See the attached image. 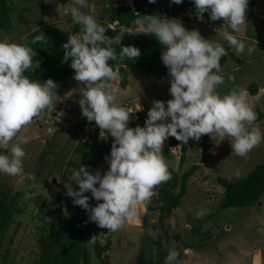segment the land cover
Segmentation results:
<instances>
[{
	"label": "clouds",
	"instance_id": "obj_1",
	"mask_svg": "<svg viewBox=\"0 0 264 264\" xmlns=\"http://www.w3.org/2000/svg\"><path fill=\"white\" fill-rule=\"evenodd\" d=\"M156 3V0H148ZM179 5L182 0H171ZM249 0H194L195 17L204 20L208 13L211 21L227 22V29L219 33L220 39L243 54L247 47L252 54L255 46H246L236 35L246 22ZM88 7V0H73L67 12L75 24L81 26L79 35H69L64 49L63 61L71 60L74 80L80 83L77 92L82 116L94 121L102 132H107L113 143L105 161L108 170L90 172L87 166L74 170L70 183H64L65 195L76 206L88 213V221L101 229L116 232L138 214V206L147 204L155 189L171 179L163 155L165 141L174 137L187 144L189 139L199 141L209 136L217 145L230 140L232 152L241 157L262 141L254 105L264 96V88L250 96L242 88H233L220 95L217 87L224 84L221 58L228 52L220 42L202 37L198 30H186L178 18L161 19L157 15H138L132 21L135 29L121 26L116 35H106V28L81 9ZM116 30V29H113ZM150 34L165 46L161 60L170 77L169 93L172 99L154 100L148 110L144 126L129 127L130 111L118 103L121 89L114 82L122 79L120 67L125 60H135L141 55L135 46H122L124 35ZM45 41L41 32L32 43ZM115 46L119 47L117 52ZM36 51L15 42H0V150H10V155L0 154V173L10 177L23 173L21 147L29 142L20 135L34 119H43L52 113L60 102L59 85L51 78L40 83L24 75L26 70L40 66L34 60ZM109 61L118 62L109 64ZM234 80V77H229ZM170 118V119H169ZM16 140L17 143L12 142ZM219 142V143H217ZM78 185V190L73 188ZM98 185V187H97ZM90 192L96 206H91ZM157 233L159 230H156ZM149 235L153 230L149 229ZM96 236L88 241L95 243ZM188 250H184V255ZM180 253L170 249L165 264H183Z\"/></svg>",
	"mask_w": 264,
	"mask_h": 264
},
{
	"label": "rangeland",
	"instance_id": "obj_2",
	"mask_svg": "<svg viewBox=\"0 0 264 264\" xmlns=\"http://www.w3.org/2000/svg\"><path fill=\"white\" fill-rule=\"evenodd\" d=\"M10 1L13 7V27L8 31L0 29V42L22 43L28 31L47 22H55L63 29H70L74 24L67 12L73 6V0ZM111 2L131 4L132 0H88V7L81 10L97 19L102 15L103 8ZM182 15L188 17L187 20L178 18L186 30H198L205 39L220 42L237 54L219 36L221 31L227 29V22L217 28L205 19L199 21L191 15L189 9ZM21 16L24 21L20 19ZM164 18L172 19L167 15ZM114 24L110 26L113 28ZM233 34L244 41L246 46H255L256 50L248 54L246 47L243 54H237L241 58L240 63L231 58L221 60L220 74L225 82L217 87V92L224 95L238 87L254 96L264 88V0H249L246 22L239 33ZM164 48L162 45L161 53ZM74 75L73 70L59 94L60 102L55 111L46 112L43 119H34L20 133L29 138L27 144L21 145L26 153L23 173L13 177L0 173L2 189L11 192L21 189L24 192L21 197L23 211L15 216L8 231V238L12 239L9 254L5 261L0 259V264H33L38 258L39 237L51 219L58 216V208L62 209L63 215H68L64 183L71 182L73 171L79 169L83 156L91 150L93 139L102 141L104 138V132L101 133L95 122H89L82 116L78 103L80 94L76 90L80 83L74 80ZM129 75L128 88L121 87L119 81L114 82V86L121 89L118 103L131 112L130 120L136 109L152 107L154 100L166 104L172 99L168 72L158 79L134 68ZM229 77L235 79L230 80ZM250 83L257 84L255 94L249 90ZM254 111L263 115L262 120H256L254 126H259L264 134V96L254 105ZM201 140L202 137L199 141L190 138L187 144L180 141L177 146H169L168 139L164 143V147L170 149L169 155L164 156L168 167L180 173L192 164H199V168L188 178L187 192L181 204L162 221V226L168 229L170 235L169 250L182 251L178 259L183 264H264V192L259 203L254 205L220 206L224 191L220 179L230 180L243 176L254 164L262 162L264 141L246 157H241L232 152L230 140L217 142V145L210 138L211 147L201 160ZM17 142L14 140L12 143ZM182 144L186 146L185 159L179 164ZM0 154L10 155V150H0ZM109 167L104 159L98 163L97 171L103 174ZM159 205L152 197L149 203L138 206L134 220L126 222L119 231H110L100 239L102 242L107 239L111 241L110 249L106 252L108 264H134L143 249L146 253H155L157 229H152L153 235H149V229L142 225L141 219L146 216L147 221L159 224ZM88 241L86 239L85 242L91 249ZM185 249L188 250L187 255H184ZM90 264H99L94 255Z\"/></svg>",
	"mask_w": 264,
	"mask_h": 264
},
{
	"label": "trees",
	"instance_id": "obj_3",
	"mask_svg": "<svg viewBox=\"0 0 264 264\" xmlns=\"http://www.w3.org/2000/svg\"><path fill=\"white\" fill-rule=\"evenodd\" d=\"M189 9L191 15L195 17L194 0H182V3L176 5L168 2L164 3L163 0H156V3H149L148 0H132L131 4L128 3H115L107 4L102 11V15L96 20L99 24L106 28V35L112 37L117 34L121 26H127L135 29L136 26L132 21L138 15H157L162 19L164 15L173 18H181L187 20V16L182 13ZM13 11L12 2L10 0H0V29L11 30L13 27L11 13ZM251 13V9L249 10ZM24 21L23 17H20ZM204 19L214 24L215 27H221L225 21H211L208 13L204 14ZM114 24L112 28L110 25ZM116 29V30H113ZM41 32L45 35V41L33 44L32 40L36 35ZM81 33V26L73 24L70 29H63L55 22L43 23L36 28L30 30L26 34V39L21 45L31 47L36 51L37 55L34 60L40 61V66L35 70H26L24 75L30 80L43 83L51 78L58 85L60 81L65 80L73 69L70 67L71 60L68 62L63 61L64 49L62 45L67 42L69 35H79ZM9 42V41H7ZM122 46H135L140 49L141 55L135 60H125L123 62L124 68L120 71L122 79L119 80L121 87H125L128 82L129 72L134 68H139L145 73L160 79L166 75L168 69L161 60V47L159 41L150 34H125ZM119 52L120 46H115ZM228 52L226 57L221 60L231 58L237 63L241 62V58L229 47L225 48ZM118 62L109 61V64ZM249 90L252 94L257 92V84L250 83ZM60 86L57 89V93ZM151 107H141L136 109L134 117L129 122V127L135 128L136 126H144L147 119L148 110ZM258 121L262 120V113L257 112ZM201 160L206 156L207 151L211 147L210 137L207 135L202 136ZM113 138L105 131L102 141L96 138L91 143V150L87 152L83 158L80 166H87L90 172L97 171L98 163L103 161L106 156L110 155ZM180 141L174 137L168 138L169 146H177ZM186 146L181 145V155L179 164H182L185 159ZM170 149L163 147V155L168 156ZM199 168V164H192L189 168L180 173L173 168L168 167L171 173V179L166 183L159 185L155 191L158 195L153 196L156 202H159V224L156 222L147 221L146 216L142 217V225L147 229H158L157 237L154 239L156 244V251L153 254L151 251L146 253L143 249L137 255L134 264H165V258L168 255V239L169 232L166 227L162 226V221L168 217L172 210L181 204V200L187 192L188 178ZM103 175V174H102ZM224 187L223 194L220 199V206H249L259 203L260 198L264 192V160L254 164V166L243 176L234 179H220ZM98 187V185H97ZM73 188L78 190V185L73 183ZM66 192V191H65ZM24 192L21 189H16L11 192L7 189H2L0 183V259L6 260L9 254V245L12 239L8 238V231L11 223L14 221L15 216L23 211L21 205V197ZM84 195L90 197V205L96 206L97 203L103 201H96L91 198V193L87 192ZM66 196V195H65ZM68 215H63L62 209L59 207V214L48 224L39 237V255L33 264H90L91 257L94 255L99 264H108V254L106 253L111 246L110 239L102 242L100 239L110 231L101 229L96 223L88 221V213L80 206H76L72 202L71 197H67ZM96 236L95 243H91V249L86 244V239H91ZM180 254H183L180 251ZM156 256V258H154Z\"/></svg>",
	"mask_w": 264,
	"mask_h": 264
},
{
	"label": "crops",
	"instance_id": "obj_4",
	"mask_svg": "<svg viewBox=\"0 0 264 264\" xmlns=\"http://www.w3.org/2000/svg\"><path fill=\"white\" fill-rule=\"evenodd\" d=\"M29 8H30V7H29ZM30 9H31V8H30ZM29 12H30V11H29ZM31 12H32V15H33V11H32V9H31ZM172 18H173V17H172ZM40 25H41V24H40ZM37 26H38V25L34 26V28H36ZM57 26H59V25L57 24ZM34 28H33V29H34ZM28 32H29V31H28ZM28 32H27V33H28ZM27 33H26V34H27ZM17 44H21V43H17ZM130 72H131V71H130ZM130 72H129V74H130ZM68 78H69V76H68L65 80L59 82L60 90H59V92H58V95L61 94V92L63 91V89H64L63 86H66V84L68 83ZM128 79H129V81L127 82V85L124 87V89H125V88H128V86L130 85V84H129V82H130V75H128ZM116 82H118V81H116ZM126 108H127V107H126Z\"/></svg>",
	"mask_w": 264,
	"mask_h": 264
},
{
	"label": "water",
	"instance_id": "obj_5",
	"mask_svg": "<svg viewBox=\"0 0 264 264\" xmlns=\"http://www.w3.org/2000/svg\"><path fill=\"white\" fill-rule=\"evenodd\" d=\"M123 68H124V66L122 65V66L120 67V71H121Z\"/></svg>",
	"mask_w": 264,
	"mask_h": 264
}]
</instances>
